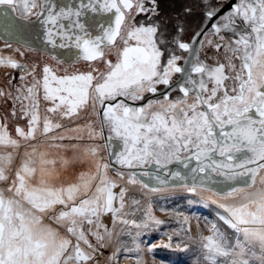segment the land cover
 Wrapping results in <instances>:
<instances>
[{
	"label": "snow or ice",
	"instance_id": "snow-or-ice-1",
	"mask_svg": "<svg viewBox=\"0 0 264 264\" xmlns=\"http://www.w3.org/2000/svg\"><path fill=\"white\" fill-rule=\"evenodd\" d=\"M0 6L5 34L39 26L27 39L21 36L22 47L68 49L66 62L104 65L63 74L44 65L37 77V65L0 56V67L24 70L21 84L0 90V98L12 101L13 118L19 110L26 120L25 127L15 126L14 137L7 118L0 119V264H99L101 250L113 242L117 252L126 248L120 239L125 235L139 252L141 232L116 226L147 229L163 221L151 204L140 222L126 218V185L137 184L152 192L184 188L216 205L217 219L208 222L210 234L200 242L207 264H264V0H238L210 33L209 25H197L189 41L183 38L184 16L192 8L168 18L157 0H0ZM9 9L24 23L10 20ZM218 12L209 8L204 19L212 21ZM142 13L145 18L137 20ZM206 45L215 50L212 63L201 58ZM161 85L168 90L162 99L128 103L156 94ZM173 92L180 95L170 98ZM41 99L51 105L43 116ZM82 112L89 115L85 123L66 128L60 122ZM85 137L90 143L81 147ZM45 142L71 150L72 157L52 155L42 148ZM108 149L113 151L106 160L101 153ZM182 153L188 154L184 160ZM113 157L116 178L109 175ZM193 157L199 167L170 172L171 184L157 176L159 187L144 183L136 171L153 164L159 171L173 162L187 168ZM86 161L90 167L74 180L62 179L68 167ZM212 173L223 179L213 181ZM109 215L112 228L104 222ZM159 246L172 247L171 237Z\"/></svg>",
	"mask_w": 264,
	"mask_h": 264
},
{
	"label": "rangeland",
	"instance_id": "rangeland-1",
	"mask_svg": "<svg viewBox=\"0 0 264 264\" xmlns=\"http://www.w3.org/2000/svg\"><path fill=\"white\" fill-rule=\"evenodd\" d=\"M158 3V2H157ZM144 14H140L136 17L137 20H143ZM119 43V40L117 41ZM6 45H11L10 47ZM19 48V52L16 49ZM108 50H106L107 52ZM23 53L21 55L20 53ZM0 56L5 58L12 57L21 64L26 65H37L36 76H42V68L44 65H48L57 74H63L65 70L72 72L75 70L88 71L91 66L99 67L101 70L104 69L102 61L93 62L90 66L87 62L80 60L79 62L70 61L64 62L58 59L57 56H52L47 52H41L39 50H32L29 47H22L21 45L4 43L0 40ZM55 57V59L53 58ZM108 59L115 62V56L109 55ZM22 69H12L10 67H0V90L9 91L15 89L17 85L21 84L19 77L23 74ZM32 77H27L24 83H29ZM11 81V83H9ZM146 98V97H145ZM144 98V100H145ZM153 99V98H150ZM144 100L134 101L139 104ZM131 101V100H129ZM133 102V101H132ZM51 105L41 99L40 101V114L43 116L45 114V109ZM140 106V105H139ZM12 101L0 98V119L7 118L4 122L7 123L8 129L11 134L15 137V126L25 127L26 120L20 118L19 110H17V115L15 118L11 116ZM89 115L86 113H81L79 118L67 119L60 121L66 128L74 127L76 124H82L87 122ZM55 119V117H54ZM98 127V125H97ZM69 135H72L69 133ZM98 143H103L102 141H97ZM23 143V141H22ZM64 144H73L77 141L65 140ZM81 147L90 143L87 138L80 142ZM43 149H47L52 155H64L67 157H72L73 152L71 150L65 152L63 149L49 148L47 142L42 145ZM115 150H119L118 148ZM23 151V149H21ZM108 151H113V149H108L102 151L101 155L108 159ZM188 154L182 153L181 157ZM188 165L199 162L194 157L190 160L185 161ZM113 167L110 169L109 175L116 178V168L119 165L115 164L114 157L112 158ZM174 163L183 162H173L167 165L168 170L165 172H170V167ZM90 167L89 162L77 163L74 166H70L66 171L63 172L62 179L65 182H71L75 179L76 175L80 171H85ZM145 169L157 170L156 165L145 166ZM127 172V169H124ZM158 171V170H157ZM160 171V170H159ZM128 192L125 197V212L129 213L126 217L129 220H137L140 222L143 219V210L151 204L153 208L154 215L163 221L160 225H149L147 229H136L131 225H117V231L120 228H124L125 231L132 232L133 235L137 231L141 232V235L137 237V243L139 244V252L136 251V245L132 243V239L129 236L120 237L126 244V248L120 246L117 252V244L115 242L106 249H102L103 255L97 257L99 264H115L122 263L124 261L132 260L136 264L137 259H141L142 264H207L204 259L203 251L200 247L201 236L209 235L208 222L216 221L217 219V207L212 204L207 199L202 198L199 194H193L187 192L184 188H167L164 191L152 192L149 189L143 188L141 185H126ZM209 193H203V196H208ZM139 200L140 204L134 205L132 200ZM139 209V210H137ZM163 209V210H162ZM135 213L132 215L131 213ZM185 217L188 218V222L185 223ZM105 222V217H104ZM107 224V223H106ZM109 228H112V221L108 224ZM225 229L231 233L227 226H223ZM169 237H171L172 247H160L161 244H168ZM95 242V241H93ZM179 245V247H177ZM151 246H156L154 252H149L148 248ZM130 249V250H128ZM113 252H116V256L112 260H108V257L112 256Z\"/></svg>",
	"mask_w": 264,
	"mask_h": 264
},
{
	"label": "flooded vegetation",
	"instance_id": "flooded-vegetation-1",
	"mask_svg": "<svg viewBox=\"0 0 264 264\" xmlns=\"http://www.w3.org/2000/svg\"><path fill=\"white\" fill-rule=\"evenodd\" d=\"M56 2L58 4H65V3H69V2H71L73 4H77L79 2V0H56ZM85 2H87V0H85ZM157 2L159 5V8H160L161 15L164 17H168V18H175L178 14L181 16H184V9L186 7H191L192 11L194 13H195V10H197L199 15H200L199 16V23H200L199 25H204V21H202L203 20L202 16H204V15H202V13H204L205 10H207L209 8H214V9H218L219 12L221 10H224L225 13L227 14L228 12L231 11L230 6L237 3L238 0H220V1L219 0H157ZM228 5H230V6H228ZM202 8H204V9L201 10ZM89 15H92V14L89 13ZM184 18L187 20L188 15L184 16ZM31 19L34 21L35 17H32ZM38 28H39V26L37 25L35 30H38ZM48 48L52 49L51 46H48ZM61 54H62V52L58 55H61ZM196 163L197 162H194L192 165H194ZM205 163H207V161H205ZM172 166L173 167H178V166L180 167L181 165L179 163H174ZM175 188H177V187H175Z\"/></svg>",
	"mask_w": 264,
	"mask_h": 264
},
{
	"label": "crops",
	"instance_id": "crops-1",
	"mask_svg": "<svg viewBox=\"0 0 264 264\" xmlns=\"http://www.w3.org/2000/svg\"><path fill=\"white\" fill-rule=\"evenodd\" d=\"M220 1V0H219ZM228 6H230V5H228ZM204 8H202L201 10H203ZM208 10V9H207ZM159 11H160V8H159ZM206 11V10H205ZM204 11V12H205ZM202 15H203V13H202ZM223 15H226V13H225V11L224 10H221L218 14H217V16L214 18V20H212V21H207V20H205L204 19V16H202L203 18V20L202 21H204V24H207V25H209V28H208V31H209V33L211 32V27H210V25L212 24V23H217V22H219V20H220V17L221 16H223ZM199 13H198V11L197 10H195V13L192 11L191 12V14H188V18H187V20H186V22H187V28H188V30L186 31V33L184 34V40L185 41H189L190 39H191V37H192V35H193V32L195 31V30H197V25H199L200 23H199ZM209 38L210 39H214V37H212L211 35H209ZM197 47H199V45H197ZM39 51H41V52H46V51H43V50H39ZM64 54V53H63ZM186 55V54H185ZM215 50L214 49H212V48H209V47H207V45L205 46V48L204 49H202L201 50V58L202 59H204V58H207L208 59V62L209 63H212L213 62V58L215 57ZM221 55H222V52H221ZM67 56V55H66ZM66 56H63V60H65L66 61ZM60 60V59H59ZM62 61V60H61ZM64 61V62H65ZM177 75H179V74H177ZM173 79H176V76H174L173 77ZM168 90L167 89H165L164 88V86H159L158 87V92L156 93V94H151V93H147V94H145V100L143 101V102H141L140 104L138 103V102H132V101H128V103L129 104H131V105H133V106H139V105H142V104H144V103H146V101L148 100V99H150V98H153V99H162L163 98V93L164 92H167ZM178 95H180L178 92H173L172 94H171V96H170V98H176V96H178Z\"/></svg>",
	"mask_w": 264,
	"mask_h": 264
},
{
	"label": "bare ground",
	"instance_id": "bare-ground-1",
	"mask_svg": "<svg viewBox=\"0 0 264 264\" xmlns=\"http://www.w3.org/2000/svg\"><path fill=\"white\" fill-rule=\"evenodd\" d=\"M217 159H219V157H217ZM181 166L179 167H173L171 166L170 168V172H174V171H179L181 172L182 174H188L190 173V170L193 169V168H197L200 166V163L197 162L196 164L192 165H188L187 168H185L182 163H179ZM192 165V166H191ZM168 170V169H162L160 171H157V170H150V169H145V168H142V169H136L137 171V174L139 176V178L141 180L144 181V183L148 184L150 187H159L160 185L158 184V180L156 179L157 176L161 177V178H165L168 180L169 184L172 183V177L169 175L170 172L166 173L165 171ZM144 171H148L151 173L150 176H144L142 173ZM200 176H204L205 174L204 173H200L199 174ZM212 177H213V181H221L223 178L222 177H218L216 176L215 173H212ZM211 187H221L222 185L220 184H217V183H214V182H209ZM168 188H173V187H168ZM167 189V188H166ZM114 191H117L118 192V189H114ZM111 222V218H110V215L109 216H105V223H109ZM115 264H134V262L132 260H128V261H124L122 263H118L116 261Z\"/></svg>",
	"mask_w": 264,
	"mask_h": 264
},
{
	"label": "water",
	"instance_id": "water-1",
	"mask_svg": "<svg viewBox=\"0 0 264 264\" xmlns=\"http://www.w3.org/2000/svg\"><path fill=\"white\" fill-rule=\"evenodd\" d=\"M5 6H0V10L4 9ZM9 12V19L10 20H14L16 25H19L21 23H24V21L20 20L19 17L17 16L16 13L12 12L11 9L8 10ZM35 30V29H34ZM33 28H28L26 30H22V29H13L12 30V34H5L4 29L2 27H0V40L4 43H12V44H17V45H21V36H23L24 39H27L31 33L34 31ZM39 44L38 42H36L34 44V47H38ZM43 51H46L47 53L51 54L52 56H57L58 59L63 60V56H66L68 53V49H49L47 47V49H41ZM73 51H75V49H73ZM62 52L61 55H58ZM64 53V54H63Z\"/></svg>",
	"mask_w": 264,
	"mask_h": 264
}]
</instances>
